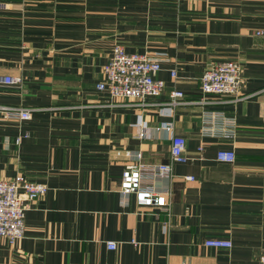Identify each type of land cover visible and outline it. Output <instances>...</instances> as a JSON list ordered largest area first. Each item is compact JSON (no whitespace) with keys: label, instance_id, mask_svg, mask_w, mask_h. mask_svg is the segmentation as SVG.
<instances>
[{"label":"crops","instance_id":"1","mask_svg":"<svg viewBox=\"0 0 264 264\" xmlns=\"http://www.w3.org/2000/svg\"><path fill=\"white\" fill-rule=\"evenodd\" d=\"M115 44L160 57L165 87L148 99L157 104L119 106L96 89ZM223 61L239 64L249 97L196 104L203 71ZM5 75L21 81L0 83V105L43 110L24 121L0 114V179L21 174L48 191L27 204L23 237L13 247L0 239V264H258L264 0H0ZM173 90L184 103L162 105ZM208 112L231 118L234 137L203 132ZM168 122L185 140L186 160L172 164L170 179L148 183L170 192L168 206L141 207L119 192L123 152L139 153L145 165L168 163L170 139L159 129ZM219 150L234 152V161H217ZM214 238L231 248L204 246Z\"/></svg>","mask_w":264,"mask_h":264},{"label":"built area","instance_id":"2","mask_svg":"<svg viewBox=\"0 0 264 264\" xmlns=\"http://www.w3.org/2000/svg\"><path fill=\"white\" fill-rule=\"evenodd\" d=\"M258 35L262 31L256 32ZM160 57H150L146 54H129L123 47L115 44L111 55L102 68V80L96 84V89L107 93L110 103L128 107H146L157 103L148 102L149 98H157L164 90L165 83L157 78L160 71ZM171 77L176 73L172 71ZM20 77L0 76V83L4 85H17ZM241 68L234 61H223L203 71L200 77V90L202 97L195 102L200 105H217L223 103V98H230L227 102L236 103L249 96L241 91ZM225 101V100H224ZM183 94L173 90L169 100L162 105L174 108L183 104ZM161 105V104H158ZM37 108H23L19 106L0 105V114L8 119L24 121L31 118L34 112L42 111ZM235 123L231 118H224L219 114L208 112L204 119L203 132L210 136L233 138ZM159 129L165 131L170 139V157L168 163L158 165H145L139 162L140 154L130 151L123 152L128 160L121 173L119 192L122 197L133 195L137 205L145 208H166L168 206L169 191L159 192L153 185L148 184L153 178L170 179L173 163H182L185 140L173 133L171 123L162 124ZM146 126H138V138H146ZM20 138L15 140L19 143ZM117 155H121L117 152ZM215 159L219 162L232 163L234 152L219 150ZM192 179L191 177L187 178ZM48 187L39 182L26 180L21 174L10 179H0V239H5L13 247L24 235L25 211L27 204L44 196ZM168 230V224L163 225ZM204 246L229 249L232 243L228 239H207ZM109 250L116 248L114 242H107ZM258 264H264V254L259 255Z\"/></svg>","mask_w":264,"mask_h":264}]
</instances>
